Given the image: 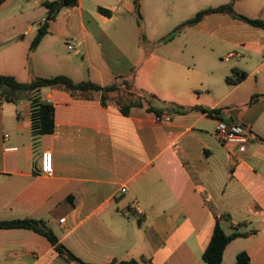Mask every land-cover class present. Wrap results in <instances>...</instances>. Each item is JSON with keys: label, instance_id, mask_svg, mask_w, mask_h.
<instances>
[{"label": "crops", "instance_id": "crops-1", "mask_svg": "<svg viewBox=\"0 0 264 264\" xmlns=\"http://www.w3.org/2000/svg\"><path fill=\"white\" fill-rule=\"evenodd\" d=\"M53 1L0 7V75L23 83L60 75L101 86L126 81L137 96H155V106L187 112H166L171 122H160L146 103L124 115L100 96L44 88L56 127L35 138L30 101L0 99V222H45L85 264H207L203 255L220 221L228 234L256 232L234 240L223 264L241 253L264 264V31L213 14L161 42L199 12L232 2L238 14L264 21V0H141V25L135 0H78L31 50L45 3ZM65 41L74 44L68 58ZM233 70L247 79L230 85ZM220 122L246 130V152L217 138ZM45 151L53 155L51 176L41 174ZM133 203L141 215L130 211ZM0 264L77 263L39 233L0 229Z\"/></svg>", "mask_w": 264, "mask_h": 264}, {"label": "trees", "instance_id": "trees-1", "mask_svg": "<svg viewBox=\"0 0 264 264\" xmlns=\"http://www.w3.org/2000/svg\"><path fill=\"white\" fill-rule=\"evenodd\" d=\"M7 0H0V7ZM78 5V0H57L53 2H46L47 18L45 23L39 28L35 39L31 44V50H36L41 44L43 38L49 34L50 22L54 21L59 15L60 11L67 6L74 7ZM99 12L105 16L111 17L112 12L99 8ZM135 13L139 24L142 22L141 14V0H135ZM213 14H227L235 19L243 21L253 27L264 31V21L258 19H251L244 15L238 14L234 9V2L220 7L209 8L199 12L194 18L183 23L176 28L170 35L161 40L162 43H169L173 41L186 27L197 25L201 23L206 17ZM247 79V73L239 70H233L231 76L227 78L230 85H237ZM44 88H61L72 94L75 98H88L90 96H100L101 102L104 106L115 102L124 115H129V112L134 107H142L144 103L148 105V110L162 117L166 112L185 113L187 109L176 108L174 105L157 107L154 101L155 96L144 95L137 96L132 89L130 83L114 82L111 85L101 86L92 81L75 82L70 77L60 75L52 78H36L29 83L18 81L14 76L0 75V99L4 103L18 104L22 100H29L31 107V121L33 128V136L39 138L41 136L52 135L55 132V108L52 104L44 102L40 96L41 90ZM127 90L130 98L126 101L114 98L121 90ZM262 96H254L250 103H253ZM193 110H201L212 117H220L223 115V109H207L203 107H195ZM264 144V139H261ZM0 229H25L39 233L46 237L49 242L55 246L58 253L71 262L77 264H85L74 254H72L63 244L60 243L55 233L48 227L47 223L34 220H16L12 222H0ZM256 232L241 233L238 230L228 234L225 231L222 223L217 222L215 231L213 233L211 242L203 255V260L207 264H223V257L227 247L236 239L242 237H249ZM108 264H139L137 261L117 262L111 261ZM235 264H251V258L247 253H241Z\"/></svg>", "mask_w": 264, "mask_h": 264}, {"label": "built area", "instance_id": "built-area-1", "mask_svg": "<svg viewBox=\"0 0 264 264\" xmlns=\"http://www.w3.org/2000/svg\"><path fill=\"white\" fill-rule=\"evenodd\" d=\"M74 46L69 45L68 50L72 51ZM233 57L230 55L226 58V61ZM160 122H171V116H162L158 117ZM217 138L224 144H234L238 146L240 152H246L248 145L251 141L250 136L247 134L246 130L240 126H229L224 122H220L216 128ZM8 138V136H6ZM41 174L51 176L53 173V155L51 151H45L42 154L41 158ZM123 192H126V189H123ZM130 211L135 215H141V209L137 203H133L130 207ZM65 219L61 220V223H64Z\"/></svg>", "mask_w": 264, "mask_h": 264}, {"label": "rangeland", "instance_id": "rangeland-1", "mask_svg": "<svg viewBox=\"0 0 264 264\" xmlns=\"http://www.w3.org/2000/svg\"><path fill=\"white\" fill-rule=\"evenodd\" d=\"M5 14H1L0 16H4ZM64 45H65V48L66 49H64L63 51H62V53L64 54V56L66 57V58H68L70 55L68 54V52L67 51H65V50H67V47L69 46V45H72V46H74V44H72L70 41H65L64 42ZM70 53H74V51H72V52H70ZM80 60V59H79ZM250 84H252L253 85V87H255L254 86V82L252 81V82H250ZM255 89H261V88H255ZM264 89V88H263ZM264 91V90H263ZM115 97L114 98H117V99H121V100H124V101H126V100H128L130 97V94H129V92L127 91V90H121L118 94H116V95H114Z\"/></svg>", "mask_w": 264, "mask_h": 264}]
</instances>
